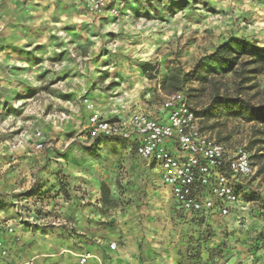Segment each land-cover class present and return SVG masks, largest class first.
<instances>
[{
  "label": "rangeland",
  "instance_id": "374dc122",
  "mask_svg": "<svg viewBox=\"0 0 264 264\" xmlns=\"http://www.w3.org/2000/svg\"><path fill=\"white\" fill-rule=\"evenodd\" d=\"M257 1L126 0L113 17L69 0H0L27 41L13 52L17 61L0 60V193L27 180L19 197L46 203L49 217L24 230V255L47 264H80L82 254L91 256L86 264H264L260 177L228 216L200 219L163 191L133 142L90 136L86 106L160 117L165 96L183 90L202 128L227 147L245 146L256 172L264 127L220 104L237 95L234 77L210 55L230 37L264 46ZM255 83L259 92L245 84L242 97L259 101L264 73ZM65 169H74L75 182Z\"/></svg>",
  "mask_w": 264,
  "mask_h": 264
},
{
  "label": "built area",
  "instance_id": "2783aa9c",
  "mask_svg": "<svg viewBox=\"0 0 264 264\" xmlns=\"http://www.w3.org/2000/svg\"><path fill=\"white\" fill-rule=\"evenodd\" d=\"M91 15L117 17L126 0H69ZM88 103L87 99L83 100ZM92 110V105H86ZM163 122L137 111L112 119L91 112L87 129L92 137H116L133 142L137 154L154 166L161 183L168 187L179 208L200 219L228 216L248 191L255 175L251 155L245 146L227 147L205 131L183 90L165 96ZM42 147L40 133H37ZM172 146V149H171ZM27 197L12 198V215L0 217V264H38L36 257L15 258L13 249L21 244L22 229L37 225L24 215ZM112 248L115 244L111 245ZM91 256L82 254L80 264Z\"/></svg>",
  "mask_w": 264,
  "mask_h": 264
},
{
  "label": "trees",
  "instance_id": "16d2710c",
  "mask_svg": "<svg viewBox=\"0 0 264 264\" xmlns=\"http://www.w3.org/2000/svg\"><path fill=\"white\" fill-rule=\"evenodd\" d=\"M210 60L216 64L221 73L232 74L234 77V88L237 92L235 97H220V104L225 107L236 108L237 114H244L247 121H254L264 127V88L261 90L259 101L254 97H242L241 90L245 84H254L253 88L259 92L255 83L256 76L264 73V46L245 38H227L221 42L210 55ZM153 66L145 63L141 71L149 79ZM219 98V97H218ZM260 149L259 166L254 176H258L264 182V140ZM247 149V148H246ZM103 198L106 196V187L102 185Z\"/></svg>",
  "mask_w": 264,
  "mask_h": 264
},
{
  "label": "crops",
  "instance_id": "0c3cea01",
  "mask_svg": "<svg viewBox=\"0 0 264 264\" xmlns=\"http://www.w3.org/2000/svg\"><path fill=\"white\" fill-rule=\"evenodd\" d=\"M257 2H259L260 5L264 6V0H258ZM72 6L74 8H76V9H82V10L84 9L82 6H79V5L75 4L74 2H72ZM4 11H5V9L3 7H0V60L7 59L8 62L9 61H17V59L14 56H12L13 52H16L18 47H20V45H22V44L23 45L26 44L25 42H27V41H25L26 40L25 38L19 36V32L16 33L15 26L10 24V19H7L8 17H6V16H8V15ZM261 11L264 12V8H262ZM79 17L91 20L90 16H79ZM261 19H264V13H263V17H261ZM261 21H264V20H261ZM158 110H159L158 112L160 114V117H155L154 116L155 115L154 113L156 111L153 112V115H151V113L144 112L145 110L141 111V112H144V113L148 114L149 116H151L153 118H156L159 121L163 122L165 120V118H166V115H165L164 111L162 110V108H160ZM91 112H96L99 115H101L102 117H109V118H112V119H117V118H120V117L127 116V115L124 116L122 114L114 115V113H112V112H108L106 115L105 114H100L98 111H94L93 108H92ZM135 112H137V111H135ZM171 149H172V146H171ZM146 166L150 167V169H151V171L153 173V176L159 181L160 185L164 188L163 191L165 193H167L171 197L168 187L164 186L161 183L154 166H152V165H150L148 163H146ZM30 168H32V167H30ZM65 172L69 175V179H68L69 182L73 183V182H75L77 180L72 175L73 172H74V169L73 170L71 169V171H68L67 169H65ZM23 177H25V179H26V175L25 174H24ZM46 178H47V176H46V174H44V172H42L41 174L37 173V179H41L40 182H43V180H46ZM28 179H30V177ZM14 182H16V180H14ZM38 182H39V180H38ZM28 186H29V181L25 180L24 184L23 183L22 184L19 183L18 185L14 186V188L10 189L9 191H5L3 193H0V217L3 216V215H8V216L12 215V207H11L12 206V198H19V196L22 195V193H21L22 190L21 189L28 188ZM40 205H43L44 207H40ZM35 206H36V208H39V210H43L42 212L39 211L41 213H39L38 217H36V214H35ZM45 206H46V203L43 204V203H40V202L39 203L36 202V203L32 204V202L29 201L28 205L24 209V211H25L24 215L27 216V217L32 218L33 220H35L37 225H39L40 227H44L46 225V223L48 222V218H49L48 217V212L44 211V210H46ZM240 209H243V208H241L240 204H239L238 205V210H240ZM63 210L64 209L62 207L60 208L61 212L57 209V214H59V216H61V217H62ZM215 215H217V214H215ZM215 215L210 216L209 219H211ZM56 216L59 217L58 215H56ZM217 216H219V215H217ZM61 217H59V218H61ZM30 229H31V226H30ZM24 230H27V229H22V231H20L21 235H22V238H23V236H25L24 235ZM22 240L23 239H21V244L16 246L13 249V254H14L15 258L30 259V258L36 257L38 264H47L46 263V259L41 258V256H39V255H29V256L24 255L22 250H21V245L25 244V243ZM24 246H25V249H26L27 245H24Z\"/></svg>",
  "mask_w": 264,
  "mask_h": 264
}]
</instances>
